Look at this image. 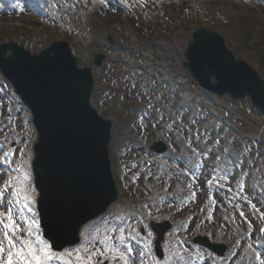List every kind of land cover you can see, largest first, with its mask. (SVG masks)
I'll list each match as a JSON object with an SVG mask.
<instances>
[{
    "label": "rangeland",
    "instance_id": "1",
    "mask_svg": "<svg viewBox=\"0 0 264 264\" xmlns=\"http://www.w3.org/2000/svg\"><path fill=\"white\" fill-rule=\"evenodd\" d=\"M70 1H61L63 11L55 15L59 26L52 29L54 32L48 29L50 34L45 38V33L42 37L37 34L28 37L26 32L10 27L27 21L26 17H19V13L25 15L29 10L26 0H0V44L16 42L36 54L67 34L80 68L93 66L96 52L106 54L103 66L94 68L96 88L92 100L100 115L115 121L110 145L119 202L110 209L108 219L89 226V241L80 248L63 251L60 264H77V254L87 258L95 250L104 251L106 257L94 255V264H102L103 260H108V264H122V260L107 252L103 244L106 237H110L111 243L120 251L126 252L129 264H141L140 254L146 256L145 248L155 238L150 222L164 219L162 211L172 217H181L182 221L174 223L167 234L163 245L165 255L160 264H259L257 256L264 259V241L259 240L256 232L264 220L260 217L264 208V130L253 133L257 128H248L243 115L236 111L247 106L243 118L254 124L262 123V116L251 107L248 98L233 102L229 95L220 100L218 95L216 98L201 92L183 63L193 31L202 26L221 33L229 49L254 66L264 78V9L256 10L249 0H94L97 6L93 10L90 6L85 7L89 0ZM80 5L84 6L81 10ZM128 11L136 16L134 28L115 29L113 23L120 22L122 14ZM150 12L156 13V17L151 18ZM84 14L90 15L91 21L99 20L100 24L88 31L91 24L89 20L83 22ZM142 18L159 21V33H155V28L142 33L146 27ZM66 19L74 22L65 23ZM175 20L179 21V26ZM31 21L37 23V30L44 28L39 21ZM76 24L81 28H76ZM106 25L112 28L106 29ZM249 34H252L251 45L244 37H250ZM109 35L113 43L108 42ZM8 56H11L10 50L5 54ZM125 61H134L135 69L128 70ZM161 78L177 80L176 86L180 84L179 88L189 94L188 98L181 97L182 103L186 99L199 100L190 107H177L172 87L168 88ZM162 88L167 93L165 97L158 91ZM9 90V82L4 79L0 85V150L10 149L15 158L19 142L15 135L19 136L21 118L27 114L16 110L14 119L8 118L5 107L12 104ZM203 99H207L208 104L218 101L220 109L215 113L223 110L225 119L243 120V129L234 123L242 134L239 139L243 138L246 129L252 131L247 137L248 142L240 143L233 158L228 157L230 163L224 167L222 179L213 192L204 188L205 180L209 174H214L211 168L215 165L216 155H220L224 145L227 146L225 140L230 129L224 124L220 127L212 118L207 103L201 102ZM172 107L179 115L175 120L170 111ZM119 114L123 115L122 119ZM172 123L174 129L170 131ZM14 129L16 133H13ZM158 139L170 144L166 159L158 160L155 153L148 151L151 142ZM7 175L6 166L0 163V189ZM180 183L184 185L183 191L177 189ZM155 187L157 191L170 189L169 193H163L166 199L156 202L152 198L151 190ZM22 188L30 201L36 199L32 185H22ZM131 196L133 200L129 202ZM208 197H212V203ZM8 201L4 190L0 197V213H4L0 216V245L5 249V258L9 251L16 249L12 236L20 235L22 219ZM9 210L15 230L7 227ZM221 227L226 228V235ZM245 227L252 228L246 230ZM217 228L221 229L215 233ZM199 229L209 231L207 234L217 240L220 239L217 235H223V242L232 243V248L223 249L224 255L212 260L207 248L195 244V233ZM67 252H72V256H67Z\"/></svg>",
    "mask_w": 264,
    "mask_h": 264
},
{
    "label": "water",
    "instance_id": "2",
    "mask_svg": "<svg viewBox=\"0 0 264 264\" xmlns=\"http://www.w3.org/2000/svg\"><path fill=\"white\" fill-rule=\"evenodd\" d=\"M194 39L186 67L203 86L230 92L233 98L249 94L264 111V81L256 70L237 59L218 33L202 28ZM10 48L12 55L5 58ZM0 68L33 111L39 133L34 170L42 192L44 231L62 250L76 243L81 226L117 197L109 166L111 124L90 105L91 70L78 69L68 44H53L35 55L23 46L2 45Z\"/></svg>",
    "mask_w": 264,
    "mask_h": 264
},
{
    "label": "snow or ice",
    "instance_id": "3",
    "mask_svg": "<svg viewBox=\"0 0 264 264\" xmlns=\"http://www.w3.org/2000/svg\"><path fill=\"white\" fill-rule=\"evenodd\" d=\"M13 180H8L5 182L4 188L0 189V197L4 194V189L8 188L9 186L14 185ZM17 195H20V190L17 191ZM25 199H29L27 195L24 197ZM253 207H255L253 205ZM4 213H0V216H3ZM243 215V213H241ZM7 219L9 221V224L7 227L13 228L15 230V221L13 220V215L11 210L7 212ZM33 223H36L33 221ZM150 236L151 233H148ZM122 239V238H121ZM24 243L27 245V254H24V249H20V251L17 253V255L24 261V264H50L52 259L55 256V253L51 250V246L47 244L45 241L40 242V246L37 247L31 243L29 240H25ZM103 244L105 248L107 249L108 253L113 254V258L118 257L120 260L123 261V264H129V259L126 254V252L120 251L118 247H116L113 243H111V238L106 237L103 241ZM5 249L2 245H0V264H14V257L12 252H8L7 257L5 258L3 256ZM87 251V249H85ZM78 253L79 250H76ZM67 256H72V252L65 253ZM94 255H98L100 257H106V253L104 251L95 250L94 252L89 253V256L87 258H82L78 254L76 256L77 264H94L93 258ZM257 259L259 260V264H264V259H260L259 256H257ZM96 264H99V262H96Z\"/></svg>",
    "mask_w": 264,
    "mask_h": 264
},
{
    "label": "bare ground",
    "instance_id": "4",
    "mask_svg": "<svg viewBox=\"0 0 264 264\" xmlns=\"http://www.w3.org/2000/svg\"><path fill=\"white\" fill-rule=\"evenodd\" d=\"M254 8L256 10L264 9V0H251ZM250 37L244 36L246 41H248L249 45H251L252 34H249Z\"/></svg>",
    "mask_w": 264,
    "mask_h": 264
}]
</instances>
